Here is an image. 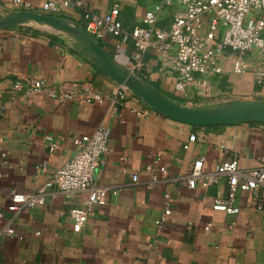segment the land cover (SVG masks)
<instances>
[{"label": "crops", "instance_id": "obj_1", "mask_svg": "<svg viewBox=\"0 0 264 264\" xmlns=\"http://www.w3.org/2000/svg\"><path fill=\"white\" fill-rule=\"evenodd\" d=\"M13 1L0 0V15L43 13L40 4L45 0ZM80 1L82 7L56 16L83 27V9L103 13L119 3L120 20L129 30L140 25L145 10L159 0ZM170 15L165 8L157 25L166 27ZM96 42L128 69L131 42L123 45L113 37ZM248 55L254 57L255 52ZM234 56L224 55L221 73L196 75L184 98L174 94V74L156 72L158 61L151 52L145 54L146 70L138 76L190 106L264 100V78L256 74L264 71V54L262 62L247 59L248 69L241 74L231 71ZM32 79L42 80L45 90L11 92L15 81L24 86ZM118 86L64 34L31 25L0 28V264H264V208L254 206L256 193L264 196V190L239 189L240 212L226 214L211 206L215 195L226 193V177L207 188L199 181L194 188L186 184L189 165L198 157H203V172L232 157L240 170L264 166V123L192 126L161 115L128 90L125 99L116 98ZM47 89L86 90L99 93L102 100L59 101ZM99 125L107 127L110 136L94 184L115 191L108 193L106 204L94 207L80 231H73L67 212L85 192L67 197L51 187L44 191V204L18 212L8 209L11 190L37 192L72 156L74 138ZM192 133L196 138L189 142ZM47 137L56 143L53 152ZM147 165L154 172L160 165L167 169L152 188L147 187ZM132 172L138 173L135 183ZM165 193L171 197V214L158 226ZM8 227L11 234L5 231Z\"/></svg>", "mask_w": 264, "mask_h": 264}, {"label": "built area", "instance_id": "obj_2", "mask_svg": "<svg viewBox=\"0 0 264 264\" xmlns=\"http://www.w3.org/2000/svg\"><path fill=\"white\" fill-rule=\"evenodd\" d=\"M19 4L18 0L13 1ZM82 7L80 0H45L40 9L45 14L59 15L68 8ZM171 12L170 21L166 27L157 25L164 9ZM260 10L264 16V0H159L150 9L145 10L141 24L127 30L120 20V5L114 3L103 13H95L83 9L81 17L83 27L95 40L109 37L117 38L123 45L132 43L133 50L128 55V69L140 75L146 70L145 54L151 52L156 55L158 66L156 72L164 76L174 74L173 91L178 98L187 95V89L196 82V75L217 74L222 72V58L229 50L234 56L231 60V71L241 74L248 69V63L242 55L255 52L256 60L262 62L264 54V17L251 19L247 17L250 11ZM259 79L264 78V71H257ZM45 83L39 79L25 81L17 80L10 89L15 93L24 89L28 93L45 90ZM51 98L62 100L101 101L102 95L83 91L56 92L47 89ZM127 89L118 86L115 97L123 100ZM109 129L99 125L90 134L74 138V152L59 167L50 173L35 193H20L10 191L11 203L8 209L18 212L22 209L42 205L45 201L44 191L54 187L60 193L70 197L73 193L85 192V197L69 208L67 214L72 219V229L81 230L95 206L107 202L111 187L96 186L94 178L96 170L102 163V156L108 150ZM196 135L190 134L189 142L194 141ZM48 148L53 152L56 143L47 137ZM188 144L185 145V148ZM4 156V154H2ZM158 166V159L154 160ZM203 157H198L189 165L186 175L188 188H194L199 181L201 188L218 183L221 177H226L227 191L224 195L212 198V209L226 214H238L240 207L236 203L239 189L243 188L253 193L264 190V166L246 170L238 168L235 157L217 163L209 172H203ZM152 165H147L150 172L147 187L152 188L159 181L167 169L160 165L154 172ZM130 179L138 181V173L132 172ZM171 197L165 193L163 197L164 209L161 217L156 221L158 226L171 214ZM254 206L257 210L264 208L263 194L256 193ZM209 225H204L208 229ZM11 234L13 229L6 228Z\"/></svg>", "mask_w": 264, "mask_h": 264}, {"label": "water", "instance_id": "obj_3", "mask_svg": "<svg viewBox=\"0 0 264 264\" xmlns=\"http://www.w3.org/2000/svg\"><path fill=\"white\" fill-rule=\"evenodd\" d=\"M31 25L68 36L89 62L119 86L125 87L154 111L192 126L233 125L240 122L264 123V100L235 99L214 106H190L171 99L115 60L84 27L55 15L18 10L0 15V28Z\"/></svg>", "mask_w": 264, "mask_h": 264}, {"label": "rangeland", "instance_id": "obj_4", "mask_svg": "<svg viewBox=\"0 0 264 264\" xmlns=\"http://www.w3.org/2000/svg\"><path fill=\"white\" fill-rule=\"evenodd\" d=\"M172 12V11H171ZM247 17L251 18V19H255L256 17H264L262 12L260 10H254V11H250L247 15ZM225 55H235L238 56L237 54H233L232 52H230L229 50L225 51ZM243 60L247 61V59L251 58H257L256 55L253 56H249L248 53L244 54L241 56ZM261 58H263V55L261 56ZM257 61V60H256Z\"/></svg>", "mask_w": 264, "mask_h": 264}]
</instances>
